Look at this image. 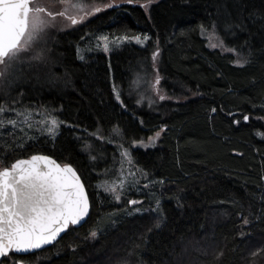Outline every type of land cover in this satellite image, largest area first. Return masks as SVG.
<instances>
[{
	"label": "trees",
	"instance_id": "trees-1",
	"mask_svg": "<svg viewBox=\"0 0 264 264\" xmlns=\"http://www.w3.org/2000/svg\"><path fill=\"white\" fill-rule=\"evenodd\" d=\"M213 22L215 35L235 52L208 46L205 34L212 32ZM229 22L245 27L225 31ZM201 24L208 29L203 34ZM126 30L150 40L143 47L125 44L108 55L88 53L96 37L122 36ZM42 55L41 61L20 66L11 94L22 92L25 107L55 109L75 127L62 126L55 145L36 135L20 148L3 135L0 146H9V166L34 154L71 163L85 184L91 210L83 226L70 228L57 244L40 251L39 259L32 255L31 264H102L111 252L127 264H264V254L252 255L254 249L264 250V0H155L150 13L139 4L121 3L77 28L55 31ZM236 56L252 62L238 67ZM157 72L160 94L171 98L160 100L154 90L152 106L138 104L133 81L149 82ZM114 84L125 107L113 94ZM4 99L0 95V102ZM243 115L250 117L247 123ZM114 127L123 132L124 147L165 129L155 147L130 149L135 168L149 174L142 182L151 183L147 194L136 198L147 197V208L161 201L166 219L160 229L150 214L127 215L122 211L126 201L116 206L96 187L116 174L120 148L90 133L99 128L107 137ZM88 142L94 160L81 150ZM161 179L163 187L152 184ZM109 216L116 223L96 239H86ZM242 217L252 222L244 226Z\"/></svg>",
	"mask_w": 264,
	"mask_h": 264
},
{
	"label": "snow or ice",
	"instance_id": "snow-or-ice-1",
	"mask_svg": "<svg viewBox=\"0 0 264 264\" xmlns=\"http://www.w3.org/2000/svg\"><path fill=\"white\" fill-rule=\"evenodd\" d=\"M60 2L65 5V8L54 14L40 0H0V95L6 97L0 102V136L12 137L16 147L23 148L27 141L33 140L35 137L32 133L46 136L55 145L62 126L75 127L56 115L55 109H48L46 106L37 109L25 107L21 104V98L24 95L22 92L17 96L11 94V89L19 80V73L22 72L20 66L43 59V49L39 45L46 41L49 29L56 27V17L62 16L69 20L72 26H76L105 9L119 7V4L115 2L95 4L91 7H86L87 0H60ZM122 2L139 4L145 12L150 13L151 5L155 3V0H122ZM236 27L243 29L245 25L229 22L225 25V31H231ZM211 29L213 33L218 34V25L215 22L212 23ZM200 31L203 34L208 29L201 24ZM96 39V47L109 53L112 51L111 46L119 48L125 42L134 41L143 47L150 37L147 34L128 35L126 30L122 36L110 39L108 35H101ZM211 47L236 51V49L227 48L222 39L219 45L211 44ZM30 53L32 54L28 55ZM159 54L157 43V50L152 54L154 68ZM77 56L81 60L84 59V56L80 55L79 48ZM251 62L248 57H240L235 64L238 67H244ZM161 79L157 72L152 87L160 100L170 99L171 97L160 94L158 86ZM133 83L136 84L137 81ZM113 94L121 107H125L121 98L122 94L115 84ZM196 95L201 94L196 93ZM211 111L216 113L217 109L212 108ZM249 119L248 115H243L245 123ZM233 123L239 125L240 120L234 119ZM6 129L10 131H5ZM164 130V127H161L155 136L148 137L147 145L143 140H133L132 147L155 146V142L160 139V134ZM17 132L23 133V137H17ZM90 135L101 142L113 143V138L122 137L123 132L118 127H114L109 136L105 137L102 130L98 128ZM76 139L79 140L80 137L77 136ZM17 140L19 143H16ZM117 147L120 148L122 157L120 178L112 182L105 180L98 185V191L103 190L105 194L111 195L118 204L126 201L128 207L122 211L127 215H142L144 211L155 213L154 227L160 229L166 217L159 199L156 200L155 208L145 210L143 207H135L142 206L144 203L142 200L125 195L130 191L142 192L149 189V183L141 185L140 180L135 178L136 172H139L144 180L149 179V174L140 168L132 172L131 168L135 167L132 153L123 144ZM92 148L93 145L88 142L81 150L87 151L89 158L94 160L95 157L91 154ZM8 149L7 143L0 146V150L5 152V158L0 159V264H31L32 255L39 259V250L45 249V246L57 244L62 238L61 234L68 233L70 228L74 229L75 226L82 225L90 214V199L81 176L71 163L61 164L48 155L34 154L29 159H17L9 166L6 162ZM125 162L130 166L128 175L132 177L131 182L123 175ZM261 179L264 180V176ZM156 183L163 187L166 181L163 179L152 181V184ZM177 206L183 207L179 199H177ZM261 213H264V208L261 209ZM242 221L244 226L252 222L249 217H242ZM112 223L115 224L116 221L113 220ZM149 231L151 232L152 229L150 228ZM97 236L98 232L91 230L86 239H96ZM240 236H245L243 229ZM73 251H75L74 248ZM257 254L254 252L252 255ZM259 254H264V250H261Z\"/></svg>",
	"mask_w": 264,
	"mask_h": 264
},
{
	"label": "rangeland",
	"instance_id": "rangeland-1",
	"mask_svg": "<svg viewBox=\"0 0 264 264\" xmlns=\"http://www.w3.org/2000/svg\"><path fill=\"white\" fill-rule=\"evenodd\" d=\"M40 2L42 3V4H44L45 6H47L48 7V9L50 10V11H52L54 14L55 13H59V12H61V11H63L64 10V8H65V5L63 4V3H61L60 2V0H40ZM110 2H115V3H117V4H121V3H123L122 2V0H102V1H93V0H87V3H86V7H91V6H93V5H95V4H106V3H110ZM105 10H107V9H105ZM105 10H103V11H105ZM103 11H101V12H103ZM101 12H99V13H101ZM99 13H97V14H99ZM74 14V13H73ZM97 14H95V15H92V16H90L89 18H88V20H86L83 24H77L76 26H72L71 24H70V21L69 20H67L66 18H64V17H62V16H57L56 17V21H55V24H56V27L55 28H52V29H49V34H48V36L46 37V41L45 42H42L40 45H39V47L41 48V49H43V47L46 45V44H48L49 43V41H50V39H51V37L52 36H54V34H55V31H63V30H70V29H73V28H77V27H79V26H81V25H84L86 22H88L91 18H93V17H95ZM63 29V30H62ZM205 36H206V38H207V42H208V46L209 47H211V44H217V45H219L220 44V40H219V38L215 35V33H210V32H207L206 34H205ZM112 37H110V39H111ZM130 43H132V44H136L134 41H132V42H125V43H123L121 46H123V45H125V44H130ZM96 44H97V39L95 38L93 41H92V49L88 52V53H91V52H102V53H104L105 55H108V54H110L111 52H113V51H115V50H117V49H119V48H117V47H115V46H111L112 47V51H110L109 53H105L103 50H102V48H97L96 47ZM137 45V44H136ZM212 48V47H211ZM212 49H220V50H222V51H225L226 49L225 48H222V47H217V48H212ZM92 50H94V51H92ZM32 53H30V54H28V55H31ZM80 55H82V56H84V50H82V49H80ZM239 57H237L236 56V59H238ZM85 59V58H84ZM83 59V60H84ZM81 60V59H80ZM135 81H137V83L136 84H134L133 83V85H132V87H131V93L133 94V96L135 97V100L137 101V103H138V101H139V103L138 104H141V105H144V106H147V107H149V106H152V93H153V91H154V89H153V87H152V85L154 84V81H155V76H153V78L151 79V81H149V82H142V81H140V79H138V80H135ZM154 96V95H153ZM160 131V130H159ZM156 133V132H155ZM155 133H154V135L153 136H155ZM162 133V132H161ZM19 134H23V133H20L19 132ZM32 135L35 137L36 135H39L38 133H32ZM109 136V135H108ZM107 136V137H108ZM160 136H161V134H160ZM113 141H114V143H116V146L117 145H119L120 144V142H121V140H120V137H114L113 138ZM144 141V143H145V145H147L148 144V138L147 139H145V140H143ZM158 141V140H157ZM157 141L155 142V146H156V144H157ZM155 146H148V147H144V146H139V147H132V142H129V143H127V145H126V147L125 148H128L129 149V151H130V149L131 150H134V149H151V148H153V147H155ZM120 149L118 150V164H117V167H116V174L114 175V176H112V177H110V178H105V179H102L99 183H97L96 184V187H97V189H98V185H101L105 180H107V181H109V182H112V181H118L119 180V178H120V175H121V172H120V168H121V160H122V157H121V155H120ZM129 165L127 164V162H125L124 163V173H123V175L127 178V180L129 181V182H131V180H132V177L131 176H129L128 175V170H129ZM131 171L132 172H136V168L135 167H132L131 168ZM136 179H139L140 180V183H141V185H143L144 183H149L150 184V186H151V183L149 182V181H145V182H142V180H143V178L141 177V175H140V173L139 172H136V177H135ZM104 195H107V199L110 201V202H112V204H114V205H121L122 203H124V202H122V203H116V201L113 199V197L111 196V195H109V194H105L104 192H103V190H100ZM147 191H148V189H145L144 191H142V192H137V191H130V192H128V193H126L125 195L126 196H129L130 198H135V199H139V200H142L143 202L144 201H147L146 199H147V197H143V198H136L138 195H141V193H143V194H147ZM134 193L135 192V194H134V196H130V193ZM124 207H128V205H126V206H124ZM135 207H137V208H140V207H143V209H145V210H147V209H151V208H147V205L145 204V203H143V205L141 206V205H136ZM155 207H156V205H155ZM143 213H148V214H150V217L153 219V216H155L156 214L155 213H149L148 211H144ZM113 220H115L113 217H111V216H109V219L108 220H106L102 225H101V227L100 228H98V230H96L97 232H98V234H99V232H101V230L102 229H105V227L106 226H108V224H109V227L113 224L112 223V221ZM153 222H154V219L152 220ZM91 239V238H90ZM263 247H264V245H262ZM262 246H259V247H257V248H261ZM252 252V251H251ZM254 252H256V253H260V250H255L254 249ZM253 252V253H254ZM252 253V254H253ZM115 254H116V252L114 253V252H111V253H109V255H108V257L106 258V259H104V260H102L101 261V263L102 264H127L126 263V261H122V260H118V258H116V259H113L114 257H115ZM258 254L256 255V256H253V258L254 259H256V257L258 256ZM113 259V260H112ZM110 260H112L111 262H110ZM86 264V263H85ZM252 264H256V260L255 261H253L252 262Z\"/></svg>",
	"mask_w": 264,
	"mask_h": 264
},
{
	"label": "water",
	"instance_id": "water-1",
	"mask_svg": "<svg viewBox=\"0 0 264 264\" xmlns=\"http://www.w3.org/2000/svg\"><path fill=\"white\" fill-rule=\"evenodd\" d=\"M30 157H31V156H30ZM30 157H28V158H24V159H29ZM15 161H16V160H15ZM15 161H14V162H15ZM86 192H87V191H86ZM90 210H91V207H90ZM88 217H89V216H88ZM88 217H87L86 220L82 223V225H80V226H75L74 228H79V227L83 226V225L85 224V222L87 221ZM64 234H65V233H64ZM64 234H61V237H62ZM50 246H52V245L45 246V249H46V248H49ZM42 250H44V249H42ZM42 250H39V252L42 251Z\"/></svg>",
	"mask_w": 264,
	"mask_h": 264
}]
</instances>
